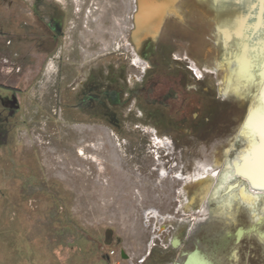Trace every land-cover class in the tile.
<instances>
[{"label": "rangeland", "instance_id": "1", "mask_svg": "<svg viewBox=\"0 0 264 264\" xmlns=\"http://www.w3.org/2000/svg\"><path fill=\"white\" fill-rule=\"evenodd\" d=\"M74 1L56 56L46 57L42 66L29 55L21 64L17 62L19 43L0 33V264H128L121 251L130 254L135 264H183L197 250L212 264H264V223L252 224L251 211L242 200H234L230 208H225V201L239 196L237 193L247 183L230 180L235 190H222L213 199L225 164L246 145L238 129L257 89L237 95L233 77L231 91L225 94V70L219 69L217 74L204 72L200 79L188 70L198 82L197 94L202 98L191 137L165 132L168 123L164 118L145 113L136 116L141 108L128 94L133 87L128 83L119 87L128 96L121 107L95 117L67 112L66 108L78 107L79 103L78 99L68 100L61 95V88H66L62 81L67 79L59 76L57 80V60L98 68L99 55L83 56L76 54L77 50L91 51L106 43L123 47L125 40L129 46H136L132 37L124 35L116 40L117 44L112 43L110 31L117 26L114 20L119 21L120 28L123 24L115 18L120 15V0ZM214 3L177 0L178 13L176 10L177 14L169 15L179 14V18L167 15L164 26L169 23L170 27L163 28L160 45L169 39L176 47L186 48L200 68L207 69L216 60L224 63L240 53L243 38L223 44L222 34L212 33L214 25L224 28L229 18L242 13L244 6L235 0L227 8ZM6 4L0 0V32L2 21L11 18L1 7ZM262 11L264 6L258 8V13ZM100 13L107 15L112 25L103 34L97 28ZM8 40L10 45L5 44ZM151 41L146 36L138 47L148 44L151 60L158 57L159 63L153 64L160 69L174 63L184 66L183 60L173 59L183 52L173 49L156 54V45ZM26 44L21 43L22 49L28 48ZM216 44L226 48L230 45V50ZM226 99L240 106L244 100V107L238 110ZM79 108L95 111L90 103ZM165 142L174 147L166 148ZM94 144L98 150L91 149ZM79 147L95 154L97 164L82 158L77 152ZM158 161L171 169L170 175L180 168L183 174L211 181L187 184L185 196L179 198L181 182L159 177L155 165ZM258 196L264 197V192ZM255 203L257 207L252 211L264 210V201ZM150 209L157 210L161 218L147 221L144 212ZM152 237L154 244L148 250ZM112 249L118 252L116 261L108 257ZM143 258L142 263L137 262Z\"/></svg>", "mask_w": 264, "mask_h": 264}, {"label": "flooded vegetation", "instance_id": "2", "mask_svg": "<svg viewBox=\"0 0 264 264\" xmlns=\"http://www.w3.org/2000/svg\"><path fill=\"white\" fill-rule=\"evenodd\" d=\"M4 1L7 2V4L6 6L1 5V7L4 9L5 15L8 17L11 16V18L2 21L3 31L0 33L4 38L10 35L16 45L19 43L20 49L16 53V57H18L17 62L21 64L23 57L26 56V58L30 57L36 64L42 66L46 61V57L56 56L57 47L61 39L64 38L63 34L70 23L68 17L71 13V3L75 1L34 0L33 3L24 0ZM176 1L177 0H166L165 3H162L161 0H120V15L115 16V18H119L123 24L120 28L119 21L114 20V25L117 26L116 30L110 31L111 35H113L112 43L117 44L116 40L124 35L127 39L132 37V42L136 44L135 47L129 46L125 40V46L123 47L110 46L107 43L106 45L101 42L104 45L98 46L94 50H77L76 54H82L83 56L86 53L99 55L101 58L96 57V59L100 60L98 68L90 67L87 69L85 63H77L76 65L75 62L66 65L64 62H61L62 60H57V80L59 76L62 80L67 79L65 82L62 81V84H65L66 88H61V95L68 98V100L74 99L75 101L78 99L77 103H79L78 107L72 106L73 108H66L67 112L71 113L70 110H72L74 113L76 112L86 117H95L99 116L101 112H108L112 111L113 108L121 107L126 104L128 96H124L121 90H119V87L128 83L133 85L128 94L134 97V104H137L141 108L140 111H136V116L145 113L144 115L147 116L164 118V120L167 121L166 123H168L165 125L164 131L168 132L170 135L177 134L178 136H189L194 132L198 118L196 109L199 107L202 98H199L197 94L198 82L189 75L188 70H191L199 79L203 77L204 72L217 74L219 69L225 70L226 76L223 85L224 93L228 94L231 91L232 79L234 77L231 73V67H234V65L230 67V61H232L234 57L226 60L224 63L216 60L211 69L200 68V66L196 64L197 62L188 56L186 48L182 46L176 47L169 39L166 40L167 42H164V46H161V41L159 40L160 34L164 27L167 29L170 27L169 23L164 26L165 18L169 14L176 13ZM86 2L87 1H83V3ZM104 11L107 13L109 12L107 10ZM171 17L179 18V14ZM159 22H161L160 28L158 29L159 34L157 33L158 37L156 36L154 40L151 36ZM108 27L112 29L109 18L107 15H104V13H100L98 16L97 28L101 30L103 34L109 32ZM220 28L221 27L214 25L212 35H221L222 29ZM240 31H242V27ZM146 36H150L153 39L151 43L156 45V47H153L156 54H163L173 49L179 50H176V53L183 52L184 54L182 56H178L177 58L173 57V59L183 60L181 63L184 64V66L174 63L168 68L160 69L159 66L153 64L158 60V57H152L151 60L148 54V51H150L148 49V44H144L141 48L138 47ZM222 36L223 41L221 42L223 44L230 43L233 39H238L239 37ZM22 42H26L28 48L22 49ZM5 44L10 45L11 41H5ZM223 44H216L214 46L222 45L227 51L230 50V45L226 48ZM144 50H147V53H144ZM28 55L29 57H27ZM161 58L162 60L165 59V57ZM223 59L224 57L221 60ZM20 64L17 66V71L20 69ZM119 64H121V67H118ZM128 68L131 69L130 72ZM38 69L41 70L40 67H38ZM215 84L218 86L216 82ZM242 98L244 99L243 96ZM222 99H225V97ZM226 100L236 106L235 108L238 110L244 107V100L242 106L232 100ZM87 103H90V106H92L95 111L77 110ZM130 112L127 114L130 115L132 113ZM164 145L168 149L174 147L166 142ZM237 156L230 161H233ZM202 164L204 163H200L199 165L203 167ZM161 165L166 168L167 172L170 171L162 162ZM205 166L207 165L205 164ZM178 170L182 173L181 169ZM237 177L238 176L232 177L231 180H235ZM239 180H241V178ZM258 195L259 194H257V196Z\"/></svg>", "mask_w": 264, "mask_h": 264}, {"label": "snow or ice", "instance_id": "3", "mask_svg": "<svg viewBox=\"0 0 264 264\" xmlns=\"http://www.w3.org/2000/svg\"><path fill=\"white\" fill-rule=\"evenodd\" d=\"M161 2L165 3L166 0ZM231 2L215 0L219 8H227ZM235 3L244 6L242 13L229 18L221 30L222 35L239 36L245 41L240 54H234V59L230 61V67L234 65L231 67L236 84L234 91L237 95H243L255 88L257 92L252 93L246 116L238 129L240 139L245 140L247 146L236 160L225 165L221 183L213 194L214 200L222 190L231 192L229 181L233 169L239 175L251 177L253 187L264 189V11L258 13V8L264 6V0H235ZM234 200H242L247 204L253 225L264 223V210L252 211L257 207L255 202L264 201V197L252 196L244 191L240 196H230L225 201V208H230ZM192 255L196 257L194 264H212L199 250Z\"/></svg>", "mask_w": 264, "mask_h": 264}, {"label": "bare ground", "instance_id": "4", "mask_svg": "<svg viewBox=\"0 0 264 264\" xmlns=\"http://www.w3.org/2000/svg\"><path fill=\"white\" fill-rule=\"evenodd\" d=\"M136 20H137V17H136ZM160 24H161V22H159V24L157 25V27L155 28V31L153 32V34L151 36V37H153L154 40L156 39V36H157V33H158V29H159ZM133 37H134V34H133ZM90 145H89V147H90ZM246 146H247V142H246L245 147L239 152L237 158L241 155L242 151L246 148ZM91 149L92 150H98L99 148L97 149L96 145L94 144V145L91 146ZM77 152L79 153V155L82 156V158H85V160L88 159V158H90L92 162H94V163L96 162L95 164H97V156L95 154L93 155V154L86 153L85 150H84V148H82V147H79ZM237 158H235L234 160H236ZM161 162L162 161H158L156 163L157 170H158V176L159 177H163V178L166 177V176H168V177H171V178H173V179L178 180V181L181 182V186L178 189V195H177V197H179V198L182 197V196H184V190H185V186L187 184H189V183H194V184L200 183V185H203V184H206L208 181H210V179H204V180H202V178L200 176L197 178V177H193V176H191L189 174H183L179 170H175L174 173L170 175L169 173L172 172L171 169H170V171L167 172L166 171V168H164V166L161 165ZM202 165L205 166V164H202ZM99 167L101 168V165ZM230 175H231V177L238 176L237 178H235V180L241 178L242 181H245L247 183L246 188L244 190L240 191V193H238L239 196L244 191H246L247 193H250L252 196H257V194H259L260 192H264V189L253 187V181H252V178L251 177H249L247 175H239V174H237V172H236L235 169H233L231 171ZM235 187H236V185H231L232 191L234 190ZM135 193H136L137 198L140 199L141 198L140 197L141 194H140V192H139L138 189L135 190ZM208 194H209V192H208ZM144 217L148 221L150 218H154V219L155 218L156 219L161 218V215L158 213L157 210L150 209V210L144 212ZM153 244H154V237H152L151 238V241L148 242L147 249L150 250ZM147 255H148V251H147L145 257ZM195 260H196V257H194L193 255H190L189 258H188V260L186 262H184L183 264H194V261Z\"/></svg>", "mask_w": 264, "mask_h": 264}, {"label": "built area", "instance_id": "5", "mask_svg": "<svg viewBox=\"0 0 264 264\" xmlns=\"http://www.w3.org/2000/svg\"><path fill=\"white\" fill-rule=\"evenodd\" d=\"M117 256H118V252H117L116 250H114V249H112V250H110V251L108 252V257H109V258H111V257L115 258L114 261H116ZM126 258H127L126 260H127L128 264H135V263L133 262L132 257H131L130 254H127V255H126ZM143 261H144V258H143V259H139V260H137V262H139V263H142ZM113 264H119V263H118V262H114Z\"/></svg>", "mask_w": 264, "mask_h": 264}, {"label": "water", "instance_id": "6", "mask_svg": "<svg viewBox=\"0 0 264 264\" xmlns=\"http://www.w3.org/2000/svg\"><path fill=\"white\" fill-rule=\"evenodd\" d=\"M107 236H108V234H107ZM108 242H109V241H108ZM108 242H107V243H108ZM121 256H122L123 258H125V257H126L125 252L121 251Z\"/></svg>", "mask_w": 264, "mask_h": 264}]
</instances>
